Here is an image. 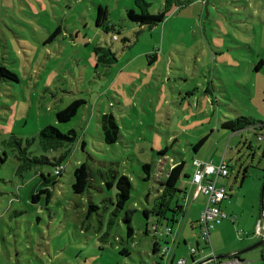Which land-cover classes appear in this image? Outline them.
I'll return each mask as SVG.
<instances>
[{
  "label": "rangeland",
  "instance_id": "rangeland-1",
  "mask_svg": "<svg viewBox=\"0 0 264 264\" xmlns=\"http://www.w3.org/2000/svg\"><path fill=\"white\" fill-rule=\"evenodd\" d=\"M148 1L152 13L169 7L162 22L141 29L128 18V9H137L135 0H0V67L19 79L0 74V264H162L160 253L152 252L153 243L158 240L171 252L174 234L166 243L161 232L146 233L158 220L154 212L147 219L144 211H152L166 196L162 181L175 162L184 161L185 167L177 182L180 190L170 208H164L169 219L177 204L190 209L199 202L200 197L193 200L195 185L188 180L196 159L220 163L224 156L229 176L218 183L236 193L244 180L243 215L256 197L264 198V172L259 170L264 165L260 15H248L242 0ZM98 4L108 8L109 22L119 32L97 26ZM248 6L257 10L253 3ZM59 26L60 34L51 39ZM99 46L114 52L117 60L97 66L94 48ZM80 98L86 103L70 121L60 123L57 112ZM105 113L114 114L120 127L115 144L100 137L99 119ZM243 116L257 125L238 132L223 126ZM51 124L64 132L75 129L78 139L42 150L39 134ZM12 135L23 140L31 157L47 155L56 161L65 153L55 184V165L19 172L22 153L9 144ZM86 161L94 171L114 162L131 179L126 208L136 210L133 238L127 234L125 210L114 212L115 187L102 183L99 174L94 186L74 192V170ZM145 163L152 165L149 176ZM42 173L51 179L50 199L40 193L46 187ZM36 193L40 196L35 199ZM91 202L98 208H91ZM179 214L175 234L187 220V214ZM229 219L214 224L213 248L202 255L215 253L216 230ZM245 230L232 225L229 239H247ZM191 232L188 244L204 248L198 227ZM186 246L181 239L180 248L187 251ZM124 247L129 255L122 254Z\"/></svg>",
  "mask_w": 264,
  "mask_h": 264
},
{
  "label": "trees",
  "instance_id": "trees-1",
  "mask_svg": "<svg viewBox=\"0 0 264 264\" xmlns=\"http://www.w3.org/2000/svg\"><path fill=\"white\" fill-rule=\"evenodd\" d=\"M98 15L96 19L97 26L104 29V30H113L117 31L114 24H110L109 22V10L107 7L98 4ZM135 8L128 9V18L132 22H136L140 24V26H149L154 27L155 25L159 24L165 19L166 10L159 12V13H152L150 11L151 4L148 0H135ZM99 50L97 53L99 63L103 64H112L114 61L117 60L116 54L114 52L109 51L106 53L108 48L99 47L96 48ZM110 50V48H109ZM262 63V61H261ZM0 74L1 76L5 77H12L18 79L17 74L5 66L0 67ZM8 77V78H9ZM86 103V100L80 98L73 100L68 106L64 109L59 110L56 114L57 120L60 123L70 121L78 112L79 108ZM101 133L103 136V141L108 144H115L120 139V127L116 121L114 114L112 113H105L99 119ZM264 124V122H260ZM257 125L255 121H253L249 117H239L237 119H231L223 123L224 127L231 128L232 132L238 131L243 129L246 126ZM11 144L13 147L17 146L19 151H21L22 155L19 156V172L24 173L28 169H32L35 166L43 165V164H51L55 165V172H54V181L51 182L49 178V174L45 175L42 173L43 180L46 183V187L40 190V193L45 192L47 194V199L52 197V184L56 183L58 176H60L64 170V166L61 169H58L60 165H63L62 160L65 158V153L58 158L56 161L50 159L47 155H35L29 156L27 150L23 148V140L20 137L12 135ZM39 144L42 150H50V149H58L66 146L67 143H73L78 139V134L75 129H71L67 132L60 130L56 125H48L43 128L39 134ZM16 144V145H15ZM83 147L86 148L85 143H83ZM98 162H101L98 160ZM104 167L98 168L94 171L90 167V163L88 161L81 163L75 170H74V182H73V190L75 193H84L89 187L94 186V180L96 176L99 174L101 177V182L105 183L109 188L116 189V200L113 201L115 204V213L120 210H125L124 221L127 224V234L129 238H133L135 236V229L132 225V213L136 210L127 209V203L131 198V191H132V182L128 175L121 173L116 167H114V162L110 164H103ZM152 165L150 163H145L144 168L148 171V176L151 172ZM185 167V162L181 161L175 164L171 169L169 174L166 176V179L162 181V186L166 190V196L162 195V201L160 202L159 206H155L154 209L151 211L149 208H146L144 214L148 219L150 214L154 212L155 214L160 215L162 212L164 213V208H170V201L175 193V191L180 190L177 187V182L182 176L183 170ZM58 170L59 172H57ZM101 191L104 190L103 186H98ZM40 193H36L34 198H38ZM170 199V200H169ZM169 200V202H168ZM181 207L177 204V208ZM91 208H98V205L94 202H91ZM127 209V210H126ZM229 214H227L226 218H229ZM225 219V218H224ZM150 228L147 227L145 232L149 233ZM122 254H130V250L128 247H124L121 250ZM152 252L154 254L160 253L163 254V247H161L158 240H155L152 246ZM162 258V255H161ZM163 260V259H162ZM172 257H170V261H173ZM160 264L159 262H157Z\"/></svg>",
  "mask_w": 264,
  "mask_h": 264
},
{
  "label": "crops",
  "instance_id": "crops-1",
  "mask_svg": "<svg viewBox=\"0 0 264 264\" xmlns=\"http://www.w3.org/2000/svg\"><path fill=\"white\" fill-rule=\"evenodd\" d=\"M195 1H198V0H190L189 3L191 4L192 2H195ZM242 1H244L247 9L250 11L247 14L248 15H257V14L260 15V20L263 22L262 25L264 26V0H255L256 3L253 0H242ZM250 3H253L254 5H256V9H257L256 11L248 6V4H250ZM100 5H102V4H100ZM140 27H141V29H143L146 26H140ZM149 28H153V27H149ZM60 32H61V27L59 26L51 35V39H54L55 37H57L60 34ZM117 32H119V30H117ZM78 37L79 36L77 35L76 36L77 40H78ZM155 44H157V43L155 42ZM99 47H102V46H99ZM99 47H96V48H99ZM96 48H94V52L97 55V53H99V50L97 51ZM96 57H97V66H99L101 63H99V61H98V56H96ZM157 57H158V54L155 53L154 59H156ZM261 61H262V63H264V58H262ZM261 61L259 62V65L261 64ZM259 65L257 68H260ZM100 137L102 140V136H100ZM83 143H85V145L87 146V140L86 139ZM200 160H202V159H200ZM210 160H213V162L216 163L214 159L211 158ZM175 163H178V162H175ZM175 163H173L172 166H174ZM217 163H219V162H217ZM258 167L256 169H258ZM260 168L261 169H259V170L261 172H264V165H261ZM219 179H218V181H219ZM218 181H217L218 185H223V184H219ZM242 186H244V180H243L242 184L240 185L239 191H237L236 193H233V192L229 193L228 197L225 198L221 203L222 208L230 215L229 217H231V219L226 221L228 223L223 225L221 228H219V229L217 228V230H216L217 240L215 241L216 245H215L214 251L216 253V256L223 255L219 258L220 260H225L229 257H233L234 255H239L241 257V259H243V261L246 262L245 264H264V243L261 245H258V246H254L259 241H261V240L264 241L263 236L261 234H259L260 220L262 218V212L264 211V198L258 199L256 197L257 200H255L251 203V206H250L251 210L247 208V215H243L242 211H241V207L243 206V202L245 199L241 197V192H242L241 187ZM202 195L204 197H201ZM193 197H194L193 200H195L196 198H199V197L200 198L198 199L199 202L196 204H193L192 208L187 209L186 206L181 205V207L177 208L176 213L170 219L168 218L167 214H165V212L164 213L162 212L160 215H158V220L160 221V223L163 226L170 225L173 227V231L171 234H174V236H172V242L174 244V247L171 249V252H169L167 249L165 256L162 257V259L165 261L166 260L170 261V257H172L173 259L185 257V258H188L186 264H197L196 262L194 263V261L192 260L191 253L189 251V246H195V245H189L187 239L192 235V232H191L192 228L197 227V220L199 219L200 213H201L202 209L204 208L206 197H205L204 193H200V194L196 195L195 191L193 193ZM191 204L192 203H190V205ZM190 205H188V206H190ZM180 212L184 216H185V214H187V220H186L184 226H182V223L179 225V228L175 234L174 233V227H175L174 225L180 222V220H179V217H180L179 213ZM162 219H164V221ZM166 219L168 220L167 222L165 221ZM188 221L191 222V225H192L191 229L188 228V223H187ZM235 224L242 225L244 228L247 229V230H245V234L248 236L247 239L246 238H245V240L239 239L238 241H234V242H232V239H229L228 232L231 230L232 225H235ZM171 234L166 233L163 236L166 240V243H169V241H170L169 235H171ZM180 234H181V236H180ZM200 236H201V234H200ZM220 237H222V240H219ZM181 239H184V245H187L186 246L187 251L182 250L180 248ZM200 239H201V237H200ZM235 243H237V244H235ZM196 245L201 246L200 243H198V242ZM243 247H246V248H243ZM256 247H262V248L260 251L250 252L247 257L243 256V253H245V252H247L253 248H256ZM243 249H246V250L244 252L242 251L241 254H238V252L243 250ZM203 256L204 255L199 254L195 257V259L198 260V259L202 258Z\"/></svg>",
  "mask_w": 264,
  "mask_h": 264
},
{
  "label": "built area",
  "instance_id": "built-area-1",
  "mask_svg": "<svg viewBox=\"0 0 264 264\" xmlns=\"http://www.w3.org/2000/svg\"><path fill=\"white\" fill-rule=\"evenodd\" d=\"M196 171L191 178V182L196 184V194L204 193L206 202L202 214L198 221V226L201 231V237L207 245L211 244V229L217 221L227 217V213L221 208L220 203L228 195L224 186L217 185V179L220 176L229 174L228 164L222 160L219 164H214L212 160L194 162ZM57 172H59L57 170ZM156 229V226H153ZM198 249L191 247V252L196 253ZM212 256L214 253L211 254ZM186 259L180 258L176 262L168 264H185ZM201 264H243L237 257H232L226 260L213 257H205Z\"/></svg>",
  "mask_w": 264,
  "mask_h": 264
},
{
  "label": "clouds",
  "instance_id": "clouds-1",
  "mask_svg": "<svg viewBox=\"0 0 264 264\" xmlns=\"http://www.w3.org/2000/svg\"><path fill=\"white\" fill-rule=\"evenodd\" d=\"M116 34L117 33H115L114 34V36H113V38L114 39H117L118 37L116 36ZM241 130V129H240ZM239 131V130H238ZM238 131H234V132H238ZM264 137V136H263ZM196 160H199V161H207V160H200V159H196ZM195 160V161H196ZM222 160H224L225 162H227L226 160H225V158L223 157V159ZM221 160V161H222ZM194 161V162H195ZM213 161V160H212ZM220 161V162H221ZM179 163V162H178ZM214 163V162H213ZM175 164H177V163H175ZM174 164V165H175ZM214 164H219V163H214ZM228 164V163H227ZM193 165H194V168H195V171H196V166H195V164L193 163ZM63 167V165H60L59 167H58V169H61ZM173 167V166H172ZM171 167V168H172ZM228 169H229V165H228ZM57 171V170H56ZM195 171H194V173H195ZM169 172H170V170L167 172V175L169 174ZM194 173L192 174V175H190V176H188V180H189V182L190 183H192V184H194L193 182H191V178H192V176L194 175ZM229 176V174L227 175V176H220V177H228ZM219 177V178H220ZM218 178V179H219ZM218 179H217V181H218ZM195 185V194H196V188H197V186H196V184H194ZM218 185V184H217ZM218 186H224V185H218ZM225 187V186H224ZM226 188V187H225ZM226 190H227V188H226ZM227 192H228V190H227ZM200 194V193H199ZM197 195V194H196ZM205 195V194H204ZM228 195H229V192H228ZM228 195H227V197H228ZM205 197H206V195H205ZM226 197V198H227ZM224 200V199H223ZM222 200V201H223ZM222 201H221V203H222ZM205 202H206V198H205ZM221 203H220V206H221ZM179 205V204H178ZM181 206V205H180ZM204 206H205V204H204ZM221 208H222V206H221ZM204 209V208H203ZM203 209H202V211H203ZM223 209V208H222ZM224 210V209H223ZM202 211H201V213H200V216H201V214H202ZM225 211V210H224ZM226 212V211H225ZM227 213V212H226ZM228 214V213H227ZM157 215V220H158V214H156ZM200 218V217H199ZM223 220V219H222ZM198 221H199V219L197 220V227H198V229H199V231H200V228H199V226H198ZM221 221V220H220ZM217 222H219V221H217ZM162 224L160 223V221L158 220L157 222H154L149 228H150V232H153V233H157V232H161L162 233V237L166 234V233H168V234H171L172 233V231H173V227L172 226H170V225H168V226H165V228H162V227H160ZM153 226H156V229H154L153 228ZM163 226V225H162ZM200 233H201V231H200ZM259 234H261L262 236H263V238H264V211L262 212V218H261V220H260V228H259ZM201 239H202V237H201ZM203 240V239H202ZM209 246H211L212 247V240H211V244L210 245H207L206 244V242H205V246H204V248H203V246L201 247V246H198V245H195V246H189V251H190V253H191V257H192V260L194 261V263L196 262L197 264H201L202 262H203V259L205 258V256H203L202 258H200V259H198V260H196L195 259V257L197 256V255H199V254H201V253H204L205 252V249L207 248V247H209ZM191 247H196L197 249H198V251L196 252V253H192L191 252ZM203 248V249H202ZM213 248V247H212ZM167 249H168V247L167 246H164L163 247V252H164V256H165V254H166V252H167ZM214 253V252H213ZM162 255V257H163V254H161ZM210 256L211 257H213V256H215L217 259H219L217 256H216V254L214 253V255L212 256L211 254H210ZM210 256H207V257H210ZM233 257H237L239 260H241L242 262H243V264H245L246 262L245 261H243V259H241V257L239 256V255H234ZM181 258H184V257H181ZM229 258H232V257H229ZM229 258H227V259H229ZM178 259H180V258H178ZM178 259H175V260H173V261H165V260H163V263L162 264H168V263H172V262H176ZM184 259H186V258H184ZM226 260V259H225ZM186 263H187V259H186ZM185 263V264H186ZM158 264V263H157ZM161 264V263H160Z\"/></svg>",
  "mask_w": 264,
  "mask_h": 264
},
{
  "label": "water",
  "instance_id": "water-1",
  "mask_svg": "<svg viewBox=\"0 0 264 264\" xmlns=\"http://www.w3.org/2000/svg\"><path fill=\"white\" fill-rule=\"evenodd\" d=\"M262 194H264V185H263V188H262ZM263 243H264V241L261 240V241H259V242H258L256 245H254V246H258V245H261V244H263ZM245 250H246V249H243V250L239 251L238 254H241L242 251L244 252ZM221 256H223V255H218L217 257L220 258Z\"/></svg>",
  "mask_w": 264,
  "mask_h": 264
}]
</instances>
